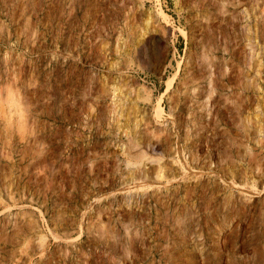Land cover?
Segmentation results:
<instances>
[{
	"label": "rangeland",
	"instance_id": "obj_1",
	"mask_svg": "<svg viewBox=\"0 0 264 264\" xmlns=\"http://www.w3.org/2000/svg\"><path fill=\"white\" fill-rule=\"evenodd\" d=\"M263 7L0 0V264H264V112L260 137L241 127L264 105ZM149 11L152 32L113 52ZM243 11L263 47L258 94ZM112 81L136 131L107 124Z\"/></svg>",
	"mask_w": 264,
	"mask_h": 264
},
{
	"label": "bare ground",
	"instance_id": "obj_2",
	"mask_svg": "<svg viewBox=\"0 0 264 264\" xmlns=\"http://www.w3.org/2000/svg\"><path fill=\"white\" fill-rule=\"evenodd\" d=\"M249 6H251V5H249ZM245 12L246 11H243L242 14H241L242 15L241 16V21H243V24L244 25L242 26L241 31H240V33H241L240 36L243 39L242 41H244V49H245L244 50L245 51L244 52L245 53V57H244V60L245 61H244V63H245V66L247 67V70H248V72L246 74V77L244 78L245 79V81H244V83H245V91L246 90L247 91L251 90V91H254V94H258L260 92V89H259L258 83L255 80V78L257 77V74L261 70L260 69L261 68L260 57L261 58L263 57V56H261L262 55L261 51H263V47L262 46H258V44H256V39H255L256 38L255 25H254V29L252 28L253 26L251 27L249 25V22L251 20H250V18L248 19V16H247L248 14L245 13ZM240 13L241 12H239V14ZM261 17H262V15H261ZM128 20L126 21L125 27L122 28V29L120 28L121 29L120 31L118 30V32H117V38L110 43L111 44V47L110 48L114 49L113 52L114 51L117 52V50L120 48L121 41L123 42L122 44H125L126 43V39L129 40V42H131L130 44H131V46L133 48L135 46H138L139 44H141L142 41L145 39V36L148 33L152 32V30L154 28L153 24L157 22L158 15H156L152 11H149V12H146V13L145 12L144 13H141L140 16L138 17L137 22H135V24L131 20H129V21H131V23H132L131 24ZM262 20L264 21V17H263ZM136 23H138V24H136ZM123 35H124V37H126V39H124L125 41L124 40H121V38H122ZM262 60H263V58H262ZM250 71H252V74H253V77L251 76L252 78L249 75L251 73ZM258 76H259V74H258ZM101 86H103V85H101ZM123 86H125V85H123L120 82L117 83L115 81H112V82H110L109 85H107L106 87L105 86L103 87L104 88V91H105V95L108 96V98L110 99V102H111V104L108 105L109 108L107 110V115H108V117H107L108 119L107 120H109V123H107V124H108V126L111 125L112 126L111 129H113L114 131H118L121 128L122 129H125V128H127V129L133 128V130L136 131L135 129L137 128V126L139 124L138 123L139 121L137 120V115H136L137 112H135V110H134L136 108L133 109V107H135L136 105L135 106H132V105H129L130 103L128 104L129 97H130V91H127V92L125 91L126 93L124 94V92H123L124 90L122 89ZM242 89H244V88H242ZM142 92H143V89H138V91H137L136 94L142 96V94H143ZM261 99L262 98H260V96H256L255 99H254V101H253V104L251 103L250 107L249 106L247 107L246 115L243 116V118L241 119V121L243 123V125H241V127H243L244 130H246V131L247 130L249 131V129L252 127L251 130H253V132H254L253 134H255L254 136H256V137L259 136V135H261L260 134L261 131H262L261 128H263L261 126V124H260V121H259L261 119L262 115H263V112H264V105L262 103L263 100L261 102ZM247 101H249V99ZM250 101H251V99H250ZM130 102H134V101H130ZM153 112H154V116L158 120V118L162 114V108H161V105L159 104V102H157L156 105L154 106V111ZM258 141H259V139H258ZM246 149L249 151L248 148H246ZM248 151H246V153H248ZM130 174H133V173H130ZM129 176L131 177V175H129ZM130 177H128V178L130 179ZM128 178H126V180ZM129 179H128V181H129ZM131 180H133V179L131 178L130 179V182H131ZM133 181H136V180H133ZM125 184H127V183H125Z\"/></svg>",
	"mask_w": 264,
	"mask_h": 264
}]
</instances>
